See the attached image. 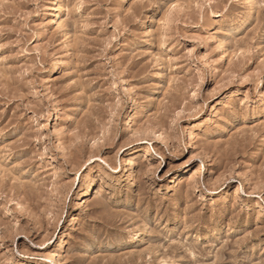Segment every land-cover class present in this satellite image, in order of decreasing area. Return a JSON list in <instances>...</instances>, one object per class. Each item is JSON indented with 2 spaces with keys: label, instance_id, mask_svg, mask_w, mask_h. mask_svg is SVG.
<instances>
[{
  "label": "rangeland",
  "instance_id": "obj_1",
  "mask_svg": "<svg viewBox=\"0 0 264 264\" xmlns=\"http://www.w3.org/2000/svg\"><path fill=\"white\" fill-rule=\"evenodd\" d=\"M51 1L0 0V264H264V0Z\"/></svg>",
  "mask_w": 264,
  "mask_h": 264
},
{
  "label": "bare ground",
  "instance_id": "obj_2",
  "mask_svg": "<svg viewBox=\"0 0 264 264\" xmlns=\"http://www.w3.org/2000/svg\"><path fill=\"white\" fill-rule=\"evenodd\" d=\"M129 1L130 0H120V4L122 5V6H126L128 3H129ZM52 2V1H51ZM63 2H65L64 0H53V4H51V7L53 6V11H54V14H53V18H54V20H53V22L55 23V25L58 27V29H63V28H65L66 27V22H64V23H66V24H64L62 21H64L63 19H62V17H61V13H62V3ZM246 4L248 5V7H254V2H253V0H246ZM245 4V5H246ZM246 5V6H247ZM51 9V8H50ZM251 9V8H250ZM44 14V13H43ZM42 14V15H43ZM43 17H44V15H43ZM67 27H69V26H67ZM68 29V28H67ZM63 31H66L65 29L63 30ZM64 33V32H63ZM69 34V33H68ZM68 34H66V35H68ZM37 35H39V33L37 34ZM40 35H41V33H40ZM65 35V36H66ZM38 37H40V36H38ZM37 40V39H36ZM151 47H154L153 46V44H151ZM207 66V65H206ZM54 68V67H53ZM208 68H209V66H208ZM56 70V69H55ZM162 72V71H161ZM159 75L161 74V73H158ZM256 92V95H254L255 96V98H257V97H259V93H258V90L257 91H255ZM80 107H78V108H76L75 110H77V109H79ZM82 108V107H81ZM215 111H216V106L214 105L213 107H212V113H213V115H214V113H215ZM75 112V111H74ZM80 112H81V110H80ZM76 113H78V112H76ZM73 116H76V115H73ZM156 136H157V138H159L161 141H163L164 143H165V146L166 147H171V144H170V142H169V140L165 137V136H163L161 133L160 134H156ZM165 147V148H166ZM262 147V146H261ZM190 148H193L192 146H190ZM139 160V159H138ZM134 161H136L135 159H134ZM132 163V162H131ZM139 163V162H138ZM133 164V163H132ZM130 166V165H129ZM132 167V166H131ZM87 175V174H86ZM85 177H87V176H85ZM83 178V177H82ZM88 178V177H87ZM87 178H85V180L87 179ZM89 179V178H88ZM184 183V182H183ZM85 185H87V183L85 184ZM87 190H89V188H87ZM87 190H86V194H87ZM69 217V216H68ZM68 225L69 226H73L74 225V218H73V215H70V217H69V219H68ZM68 229V228H67ZM63 248H64V241L62 240V238L60 237V239L57 237V242H56V245H55V247H54V249H53V251L55 252V254L58 256V257H60V258H62V257H64L63 256ZM92 249V248H91ZM53 261V260H52ZM165 264H168V263H165Z\"/></svg>",
  "mask_w": 264,
  "mask_h": 264
}]
</instances>
